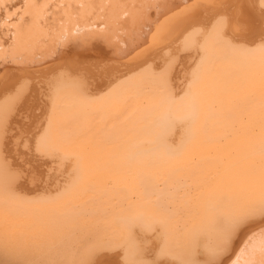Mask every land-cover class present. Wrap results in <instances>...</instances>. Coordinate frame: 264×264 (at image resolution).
Here are the masks:
<instances>
[{
  "label": "bare ground",
  "instance_id": "1",
  "mask_svg": "<svg viewBox=\"0 0 264 264\" xmlns=\"http://www.w3.org/2000/svg\"><path fill=\"white\" fill-rule=\"evenodd\" d=\"M49 2L51 1L35 0L36 7L28 9L30 20L23 21L22 26L15 29L20 31L18 47L23 51L19 59L24 63H0V81L6 82L8 86L15 83L17 77H28L40 82L61 69L68 72L70 77L77 74L95 77L101 72L117 69L134 72L160 49L171 45L175 53L180 46L182 35L171 30L168 18L184 9V0H160L159 11H155L154 7L148 14L153 24L152 35L147 38L139 34L143 7L133 11L132 17L135 20L128 22L134 28H130L126 23H118V16L128 9L117 3L113 4L109 16L103 18L100 27L93 25L96 31L104 29L103 34L97 33L105 36L106 41L99 36L76 38V35H71L73 30L70 28V25L72 28L75 25L68 21L69 24L64 23L63 27L55 29V32L60 29L63 37L66 34L63 39L59 32L56 35L47 32V37L50 38L43 46L40 45L43 42L34 44L35 39H39L45 32L38 21L46 9L42 6ZM187 2L189 5H199L189 12V15L198 18L205 14H215L217 10L208 5L218 4L220 0ZM38 9L41 13L37 12ZM65 9L50 13L51 24H62L58 16ZM157 19L161 22L159 26L154 23ZM158 27L163 30L158 32ZM193 39L199 42L201 37L193 34ZM0 43L3 41L0 40ZM124 44L128 47H122ZM33 45L36 46L34 49ZM5 55L7 53H0V56ZM105 65L112 67L105 69ZM177 71L179 73L180 70ZM228 71L227 64L217 63L196 90L195 101L181 102L179 96L176 97L178 116H185L195 106L197 120L193 139L181 160L154 167H148L147 160L151 158L149 154L155 147V137L151 135L153 124L168 110L162 95L133 96L130 115L122 117L123 123L119 126L113 116L100 111V104L94 106L95 110L66 105V111L60 117L64 124L63 131L54 130L53 135L54 138L61 135L77 136L82 142L79 151L82 154L80 163L85 172L84 185L78 194L42 208L40 219L35 216L12 219L0 214V264L17 259L21 252L29 256L46 255L51 259H59L61 264L65 261L67 264H74L81 249L78 246L68 248L64 244L70 231L93 234L102 224L106 229L103 232L106 240L115 235V242L123 243L128 233L117 217H126L131 212H136L149 218H161L163 214L158 204L165 199L171 207L180 209L169 235L170 249L179 252L180 244L186 241L188 233L200 228L211 216L213 208L244 207L259 198L264 191V156L259 150L264 142V92L259 88L237 90L234 86L226 87ZM138 82L133 81L126 86L130 96ZM174 86L184 87L179 82ZM123 107L118 105L117 110H122ZM31 115L36 120L43 116V112L37 107ZM190 123L191 121H185L182 127L187 128ZM180 141L181 135L177 133L171 142L177 145ZM139 153L145 155H138ZM76 163V160H72L68 165L69 169ZM193 172L197 175L195 180L188 181L190 188L177 190L174 179L183 180L191 177ZM145 178H149L152 183L150 193L145 189ZM89 186H94L95 191L84 190ZM55 191V187H52L49 194L55 195ZM54 214L67 217L62 228L55 226ZM6 232L11 233L7 247L4 246ZM137 235L152 241L151 251H156L160 244L158 239L152 235L144 237L139 229ZM115 258L111 255L107 257ZM164 264L178 262L165 260Z\"/></svg>",
  "mask_w": 264,
  "mask_h": 264
},
{
  "label": "snow or ice",
  "instance_id": "2",
  "mask_svg": "<svg viewBox=\"0 0 264 264\" xmlns=\"http://www.w3.org/2000/svg\"><path fill=\"white\" fill-rule=\"evenodd\" d=\"M34 7L35 0H19L7 11H0V27L3 28L0 53H7L0 56V63H24L19 59L23 49L18 47L19 33L15 29L29 17L28 9ZM154 7L160 9V0H146L140 15L139 34L145 38L152 35L153 22L148 14ZM198 7L184 0V9L168 18L171 30L182 35L175 53L171 45L160 49L137 71L117 69L101 72L95 77L80 74L70 77L61 69L40 82L17 77L15 83L8 86L0 81V214L12 219L21 216L40 219L42 208L81 190L85 182L79 151L82 142L77 136L54 138L53 135L54 130L63 131L60 117L65 113L66 105L95 110L94 106L100 104V111L113 116L119 126L123 123L122 117L130 115L133 96L162 95L168 110L153 124L151 135L155 137V147L147 160V166L154 167L185 156L193 139L197 115L193 105L185 116H178L176 97L179 96L181 102L195 101L196 90L217 63L228 66L226 87L234 86L237 90L259 88L264 92V0H220L218 4L208 5L217 10L213 15L198 18L189 15ZM154 23L159 26L161 22L157 19ZM161 30L158 27V32ZM100 32L103 34L104 29ZM193 34H198L201 40L197 42ZM104 67L107 69L112 65ZM133 81L139 82L130 96L126 86ZM176 82L184 87H175ZM118 105H123V109L117 110ZM37 107L43 116L34 120L31 114ZM185 121H191L187 128L182 127ZM177 133H180L181 141L173 145L171 141ZM259 150L264 156V142ZM72 160L77 163L69 169ZM196 175L193 172L191 177L183 180L173 177L177 190L190 188L188 181L195 180ZM144 186L150 193L152 183L149 178H145ZM52 187L56 189L55 195L49 194ZM84 190L95 191V188L89 186ZM158 207L163 214L161 218H149L136 212L117 217L128 233L123 243H116L115 235L106 240L103 236L106 229L102 224L93 234L70 231L64 244L68 248L78 246L81 249L74 264H164L165 260L178 264H264V191L244 207L213 208L206 222L188 233L179 252L170 249L169 235L180 209L171 207L167 199ZM66 219L60 214L53 216L57 228H62ZM138 229L144 237L152 235L160 241L155 252L151 251L152 241L137 235ZM90 236L95 238L90 239ZM10 239L11 233H4L5 247ZM109 255L116 258L107 259ZM4 264H61V261L21 252L17 259Z\"/></svg>",
  "mask_w": 264,
  "mask_h": 264
},
{
  "label": "rangeland",
  "instance_id": "3",
  "mask_svg": "<svg viewBox=\"0 0 264 264\" xmlns=\"http://www.w3.org/2000/svg\"><path fill=\"white\" fill-rule=\"evenodd\" d=\"M49 1H51L48 4L50 8L47 7L45 9V11L42 13L41 19L38 21V24H39L40 28L43 31H45V32H44V34L42 36L39 37V39H38V37L36 39L34 38L35 41L33 39L34 44L38 43V42L39 43L43 42L42 44H40V45L43 46L45 44V41L50 38V37H47V35H48L47 32H49V33L51 32L52 35H56L59 32L61 34V36L59 34L58 35L60 36L61 39H63L66 36V34H64V37H63V33H61L62 31L59 29L57 32H55V29L63 27L64 23L67 25V24H69V22H71V24L75 25L76 30H75V28H72L71 25H70V28L73 30V34L71 33V35H76V38H78V39H80L81 37L82 38H85V37L95 38L96 36H99V37L103 38L106 41V37L105 36H102L101 34L97 33V32H100V31H96L95 30V26L96 27L97 26L100 27V25H101L100 23L104 20L103 18L109 16L108 14H110V12H112L111 10H112L113 4L120 3V4H123V6L126 9H128L124 13H123V11H121L123 14L120 11L119 12L117 11V13L122 14V15L118 16L120 18L118 20V23L119 24L126 23V24H128L130 26V28H134V25H132L128 21L131 20L133 22L135 20L132 17V14L134 13L133 11L135 9L138 10L139 8H142L143 5H145V3H146V0H120V1L119 0H49ZM14 2L15 3H19V0H1L0 1V11H7ZM42 8H45V7L42 6ZM63 8H66L65 11L61 12V14L58 16V20L62 24H51V22H50L51 21L50 13L52 11L53 12L54 11L57 12L58 9L61 10ZM87 9H90V10L87 11ZM38 11H40V13H41L40 9H38L37 12ZM155 11H159V10L156 9ZM65 13H69L71 15H67L66 16ZM83 15H84V17H83ZM69 18H71V20ZM72 19L74 20V22H73ZM82 19H83V21H81ZM89 19H91L92 21L89 20ZM27 20H30V18L28 17L24 21L28 22ZM23 23L24 22L19 23V25L22 26ZM76 24H77L78 27L76 26ZM90 25H92V26H90ZM93 25H95V26H93ZM138 26H140V25H138ZM145 27H148V26H145ZM92 28L94 30L91 31ZM139 28H141V26ZM2 30H3V28L0 27V31H2ZM19 32L20 31H18V33ZM77 35H78V37H77ZM75 40H77V39H75ZM40 45L37 44V46H40ZM35 47H36L35 45L32 46L33 49Z\"/></svg>",
  "mask_w": 264,
  "mask_h": 264
}]
</instances>
